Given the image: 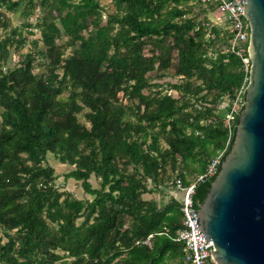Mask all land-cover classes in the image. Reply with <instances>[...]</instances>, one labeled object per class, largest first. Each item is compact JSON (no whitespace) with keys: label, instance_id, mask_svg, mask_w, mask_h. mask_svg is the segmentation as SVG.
Masks as SVG:
<instances>
[{"label":"trees","instance_id":"trees-1","mask_svg":"<svg viewBox=\"0 0 264 264\" xmlns=\"http://www.w3.org/2000/svg\"><path fill=\"white\" fill-rule=\"evenodd\" d=\"M190 1L115 0L104 21L100 0H43L51 8L36 24L47 46L39 71L30 52L4 70L14 39L0 34V264H191L177 239L180 200L172 188L167 200L145 194L164 196L181 177L196 182L199 208L238 124L239 115L230 136L221 96L247 86L249 72L227 50V24L198 20ZM8 24L0 12V29ZM169 69L180 80L151 83L150 72ZM85 109L90 126L79 119ZM221 151L217 173L197 180ZM49 153L74 166L67 175L92 199L59 190ZM150 234L151 247L142 242Z\"/></svg>","mask_w":264,"mask_h":264},{"label":"water","instance_id":"water-1","mask_svg":"<svg viewBox=\"0 0 264 264\" xmlns=\"http://www.w3.org/2000/svg\"><path fill=\"white\" fill-rule=\"evenodd\" d=\"M251 60L236 134L198 210L218 264H264V0H244Z\"/></svg>","mask_w":264,"mask_h":264},{"label":"rangeland","instance_id":"rangeland-1","mask_svg":"<svg viewBox=\"0 0 264 264\" xmlns=\"http://www.w3.org/2000/svg\"><path fill=\"white\" fill-rule=\"evenodd\" d=\"M34 3H31L30 0H19V5L14 11H8L5 8H0V12H4L6 17L9 19V24L5 27L0 29L1 37L10 35L14 39V44L9 47L10 57L4 65V70L8 68H14L18 64L22 62L24 54L30 52L35 56V71L44 70L45 65L41 64L42 58L40 54V50L46 48V44L42 38L41 29L36 25L40 16H44L48 10L51 8L50 6H46L42 3L43 0H33ZM102 8H103V18L104 21L109 17L110 14L117 11V7L115 4V0H100ZM35 4L34 10L31 9V5ZM213 3L209 2V5L204 0H194L190 1L185 5L187 8H191L192 14L198 17L200 21L211 20L221 26H226V21L219 14L218 10L212 9L210 6ZM56 13V10H53ZM219 16V17H218ZM56 22L59 23V19L57 18ZM17 31V32H16ZM83 33L87 35V31L84 30ZM24 39V43L19 45L18 40ZM59 43L68 44V36L58 39ZM151 45H149L145 52L149 54L151 51ZM73 49V45H69L67 49V53L71 52ZM173 70L169 69L163 77H160L161 72L154 70L149 73L151 83L156 82H164V81H171L175 82L180 80L178 76L173 75ZM165 86V85H164ZM149 89V88H148ZM148 89L145 91L148 92ZM68 92L66 91L63 96L67 97ZM174 95H178L177 91H173ZM221 109V110H220ZM79 113L80 121L84 122L86 125L90 126L88 122L85 112ZM225 107L222 103V106L219 105V109H217L218 114L225 113ZM1 112V108H0ZM1 115H0V127H1ZM47 162L52 165L57 174V179L55 181L56 185L58 186L59 190L64 193V195L83 198V199H92L89 193H87L80 180H76L75 178L68 176V172H70L74 166L69 163L61 162L54 154L49 153ZM176 176V173L173 175ZM191 178L193 176H190ZM91 182L94 187L100 186V179L96 177L94 174L91 176ZM163 188V187H162ZM165 191V195L162 196L161 193L153 194H145L146 197L155 196L157 200H164L169 199L170 197V187L163 188ZM84 218L78 219V223H81ZM6 241V237L3 238Z\"/></svg>","mask_w":264,"mask_h":264},{"label":"built area","instance_id":"built-area-1","mask_svg":"<svg viewBox=\"0 0 264 264\" xmlns=\"http://www.w3.org/2000/svg\"><path fill=\"white\" fill-rule=\"evenodd\" d=\"M205 2L215 4L218 12L225 19L229 32L232 34L230 46L227 50L235 52L244 62L247 72L250 71L251 60L247 54L250 25L243 13L244 0H204ZM219 17V16H218ZM249 80V76L245 81ZM244 84L235 96L230 93H224L221 101L225 104L224 125L228 129L231 136L236 118L240 113V109L244 104L245 89ZM194 107L203 109L200 102H195ZM216 119L213 115L208 118L205 123L212 122ZM229 142V141H228ZM225 151V150H224ZM224 151L214 156L208 163L204 174L198 176L197 180H203L206 177L213 176L217 173L219 164L221 163ZM169 187L181 202V211L183 213L182 227L177 231V239L183 242V252L185 260L191 264H218L211 251H213V239L205 238L206 234L200 230L198 222V210L195 205L193 195L195 194L196 182L185 184L181 177H175L169 181ZM144 244L152 246L153 234L142 240Z\"/></svg>","mask_w":264,"mask_h":264}]
</instances>
